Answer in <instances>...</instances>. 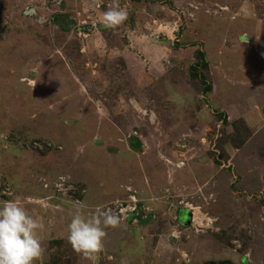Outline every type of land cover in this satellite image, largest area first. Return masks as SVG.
I'll use <instances>...</instances> for the list:
<instances>
[{"label": "rangeland", "instance_id": "rangeland-1", "mask_svg": "<svg viewBox=\"0 0 264 264\" xmlns=\"http://www.w3.org/2000/svg\"><path fill=\"white\" fill-rule=\"evenodd\" d=\"M111 2L0 0V202L45 225L35 264H264V0H120L105 28ZM80 206L121 221L94 258Z\"/></svg>", "mask_w": 264, "mask_h": 264}, {"label": "clouds", "instance_id": "clouds-1", "mask_svg": "<svg viewBox=\"0 0 264 264\" xmlns=\"http://www.w3.org/2000/svg\"><path fill=\"white\" fill-rule=\"evenodd\" d=\"M128 12L120 0L111 4L100 16L105 28H115L126 21ZM121 221L110 209H97L85 214L83 206L71 214L67 225V240L85 258H94L104 250L106 229L115 228ZM45 225L23 206L20 197L0 202V264H35L43 252L39 232ZM122 264L124 262L122 261Z\"/></svg>", "mask_w": 264, "mask_h": 264}, {"label": "trees", "instance_id": "trees-1", "mask_svg": "<svg viewBox=\"0 0 264 264\" xmlns=\"http://www.w3.org/2000/svg\"><path fill=\"white\" fill-rule=\"evenodd\" d=\"M198 58H199V60L197 61L196 65H199L200 64L201 67H207L208 66V62H207V60L205 58V52L204 51H202V50L198 51ZM201 79H202V82L204 84H206L205 90L206 91L211 90L212 89V84L206 83V80L204 79V75L201 76ZM181 216H183V214Z\"/></svg>", "mask_w": 264, "mask_h": 264}, {"label": "crops", "instance_id": "crops-1", "mask_svg": "<svg viewBox=\"0 0 264 264\" xmlns=\"http://www.w3.org/2000/svg\"><path fill=\"white\" fill-rule=\"evenodd\" d=\"M263 26H264V22H260V23L257 22V24H255V27L258 28V30L261 29Z\"/></svg>", "mask_w": 264, "mask_h": 264}, {"label": "water", "instance_id": "water-1", "mask_svg": "<svg viewBox=\"0 0 264 264\" xmlns=\"http://www.w3.org/2000/svg\"><path fill=\"white\" fill-rule=\"evenodd\" d=\"M27 13H29V11H27ZM190 215V212H188V215L187 216H189Z\"/></svg>", "mask_w": 264, "mask_h": 264}]
</instances>
